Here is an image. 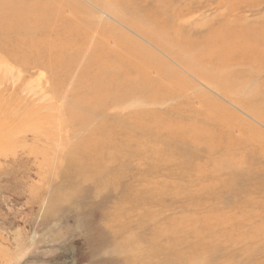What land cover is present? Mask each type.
I'll use <instances>...</instances> for the list:
<instances>
[{
  "label": "bare ground",
  "instance_id": "1",
  "mask_svg": "<svg viewBox=\"0 0 264 264\" xmlns=\"http://www.w3.org/2000/svg\"><path fill=\"white\" fill-rule=\"evenodd\" d=\"M192 1L200 9H217L210 17L213 24L198 29L196 20L188 30L192 20L188 19L186 10L170 14L173 11L171 0H151L145 7H138L131 0H0V118L3 119L0 156L4 158L0 163V177L6 175L12 181L14 173L19 172L16 168L26 171V155L45 158L46 154H55L56 160L52 163H40V177L45 179L44 175L54 173L55 181L63 179L68 190L89 185L94 196H98L105 186L116 183V177L122 179L128 171L138 170L141 178L133 182L139 186L138 191L134 186L139 195L137 200L165 197L158 194L165 186L159 185L152 175L145 179L157 166V163L152 166L151 158L154 151L151 135L156 134L159 142L171 147L172 152H188L196 158L200 156L196 152L198 147H203L209 158L205 167L230 173H222L226 177L223 176V181L217 180L219 184L248 188L250 197L242 203L264 207V131L251 122L264 124V84L258 86L263 91L254 86L250 88L248 84L254 78L263 80L264 0ZM184 6L190 7L188 0H184ZM188 8L185 9L188 11ZM140 13L143 18L139 17ZM195 29L199 30L196 35ZM8 62L16 63L15 66L21 64L26 73L39 68L48 71L47 84L51 81L52 86L47 90L53 93V98L47 96L43 87L40 93L32 92L34 96L28 94L29 83L25 87L22 82L16 85L3 82L1 73ZM188 74L195 79H189ZM61 82L66 89L60 90ZM24 92L26 96L22 97ZM57 98L64 101L57 106L60 109L56 107ZM172 101H176L179 108L172 107ZM227 102L248 117H242L244 121L239 122L241 111L238 115ZM119 103L126 109L119 108ZM196 104L207 105V108L200 105L204 113L201 115L199 109L190 116L189 122L183 121L188 116L180 109L190 111ZM113 106L114 116V112L109 111ZM60 110L62 113L58 112ZM27 115L38 122L35 130L27 124L35 131L31 145L27 144V136L26 139L19 136H25L26 130L20 132L13 128L14 121V127L23 121L26 125ZM157 116L165 117L166 121ZM198 116L208 122H194ZM64 118L71 121L58 122ZM233 127L239 131L244 128V137L234 141ZM215 130L226 136L225 145L214 143L217 139L212 138L211 133ZM146 134L151 138L150 147L142 144L148 138ZM21 140L23 143L27 140L18 147L22 149L21 154L16 152L9 157L12 145L7 144L21 145ZM55 142L60 147H56ZM132 144L136 145L134 151L130 150ZM216 153H225V158ZM16 165L19 167L14 169ZM144 166L148 174L140 171ZM143 180L145 183L140 185ZM167 186L172 191L171 184ZM176 187L179 190L172 191L173 200L180 197L179 193L188 199L187 187L175 185L173 188ZM207 189L215 188L200 187L202 192ZM213 194L218 195V192ZM256 194L261 202L251 198ZM59 197L62 195L56 191L53 202H59ZM205 211L202 225L195 224L197 219L192 227V235L196 237L200 236L199 230H205L206 236L215 237L216 231L221 236L228 225L245 226L247 218H251L250 215L243 219L212 218L208 217L211 211ZM145 218L153 219V215L148 212ZM187 218L190 217L186 212L180 222L168 223L160 232L155 229L152 240L147 243L156 248V233L165 238L168 234L174 235L176 240L169 242V264H204L200 262L198 251L208 246L204 238L189 248L188 256L177 254L179 247L185 244L187 248L191 241L187 242L182 236L188 232ZM243 237L238 240L253 241L264 236ZM129 245L127 242L116 247V252ZM142 253L140 259L131 255V260L150 264V252ZM241 253L239 257L248 255L243 250ZM233 264H243V261Z\"/></svg>",
  "mask_w": 264,
  "mask_h": 264
},
{
  "label": "rangeland",
  "instance_id": "2",
  "mask_svg": "<svg viewBox=\"0 0 264 264\" xmlns=\"http://www.w3.org/2000/svg\"><path fill=\"white\" fill-rule=\"evenodd\" d=\"M131 1L137 3L138 7H145L151 2V0ZM171 1L173 3V11H171L170 14L176 15L179 11L186 10L188 19L192 20V25L188 24V30L195 25L194 22L196 20L199 21L197 26L198 29H204L208 25L213 24L210 22V17L217 12L216 8L203 7L200 9L192 0H188V6L190 5L188 8L184 6V0ZM176 5H178L179 8H177ZM185 8L189 10L187 11ZM166 10L168 13L169 10ZM139 17L143 18L142 13L139 14ZM198 29H195L196 32L194 35L199 32ZM123 30L126 29L123 27ZM15 64L16 63L8 62L7 65L3 67V72L1 73L4 75L3 82L6 81L14 85L21 84L22 82L25 87L29 83V87L27 86L29 95L40 93L43 87L48 93L47 96L53 98V93L51 92L52 94H50L49 90H47L50 85L52 86L51 81L50 84H47L49 76L48 71L46 72L44 69L39 68L32 70L30 73H26L24 67L20 66L21 64L17 63L16 66ZM189 77L190 75L188 74V78ZM261 78L263 79L261 81L260 78H254L253 81L248 82L250 88L264 84V73ZM189 79L193 80L195 78L190 77ZM61 86L60 90H63V87L64 89L67 87L63 82H61ZM259 89L263 91L262 88ZM32 92L34 94H32ZM21 96H26L25 92L22 93ZM57 99H59V101L56 107L64 102L61 98ZM180 100L185 104L183 98H180ZM118 105L119 108L126 109L122 107V103ZM171 105L172 107L179 108L176 101H172ZM200 105L207 108L205 104ZM200 105L196 104V106L190 110L191 112L187 109H180L183 110L184 115L188 116V119L183 121L189 122L192 115L196 113L195 111L201 109ZM227 105L229 106L230 103ZM229 107L238 115L241 111L240 117L238 118L239 122L244 121L242 117H248L247 114L237 106L231 104ZM57 108L60 109L59 107ZM201 110H199V112H202V115L205 110ZM60 111L58 112L62 113V111ZM109 111L110 113L114 112L112 115L114 116L116 109L113 106ZM120 116L124 117L121 112ZM200 116H198L197 120H194V122H208L203 119L200 120ZM31 117V115L26 116V125L25 121H23V123L15 125L14 127L15 121L13 122V128L16 129V131L21 132V129L26 130V132H24L25 134L27 133L25 136L20 133L19 136L24 139H26L27 136V144L30 145L33 138L31 135H33V131L37 129L36 124L38 123L32 121ZM159 118L162 121H166L165 117ZM1 119L2 118H0V123L2 124L3 119ZM60 121L69 122L71 119L64 118L58 120V122ZM251 122L255 123L264 131V124H258L255 121ZM27 124L32 126L34 130L32 131ZM23 126L25 128H23ZM239 133H241V136ZM245 133L246 131L244 128H241V131H239L237 128L233 127L231 137L235 141V139L243 138ZM221 135L222 134L217 130L211 133L212 138L217 139L214 143L218 141L221 142L222 145H225L226 136ZM146 137L148 138H145L142 144L143 146L150 147L152 138L154 141L152 146L154 151L151 152V158L154 160L152 166H155V163H157V166L153 167L152 172L149 173V176L145 179L151 178L152 175L154 179L158 181L159 185L162 187L165 186V190L161 189L158 191V194H163L165 197H156L157 199L144 202L137 200L139 197L137 193L139 186H137V183L133 182L141 178L138 170L128 171L129 173H125L122 179L116 177V183L114 185L105 186L103 192L98 196H94L92 186L89 185L82 186L80 189L71 188L72 190H68L63 179L55 181L56 175L54 173L51 175H44L43 173L45 179L40 177V163L43 161L52 163L56 160L55 154H46L45 158L44 156L35 158L34 156L26 155V171L19 170L20 167L17 165L14 166V169L19 167L15 169L19 172L16 171L14 173L15 179H12V181L8 180L7 176L1 173V175L4 176L3 178L0 177V264H144L142 261H137L136 259H134L136 261L131 260V255L137 258L139 257L140 259L143 255L142 251L144 254L150 252L152 258L150 264H169V251L171 248L169 242L170 239L175 238L174 235L168 234V238H165L163 234L159 236V233H156L158 235L156 248L153 244L149 245L147 243L152 240L155 229L160 232L166 224L177 220L180 222L179 219L181 215L186 214V212L190 217L187 218L188 232L185 231L186 233L182 234V236L187 238V242L191 241L187 243V248L184 244L181 248L179 247L177 249L178 255L188 256L189 248L196 246L200 241L199 239L204 238L203 242L208 240L207 242L209 243L206 249H198L201 263L207 264L210 261L208 264H233L241 260L243 264H264V237L253 241H250V239H243L244 241L238 240L243 236H249V234L264 236V207L257 204L251 206L247 203H242L245 201L244 199L250 197L249 194L251 191L246 187H243V190L239 185L223 186L221 183L219 184L217 180L223 181L226 177L222 175V173H230L205 167L204 165L209 158L204 152L203 147H198V151L196 152L199 153L200 156L195 158L192 153L172 152L171 147L163 146L159 142L156 134L155 137H153V135H151V138L148 135ZM27 140H25L24 143L21 140V145H19L20 143L7 144L10 145L8 147L12 145L11 150L9 152L6 151L9 154L8 156L12 157V154L16 152L17 154H21L22 149L18 147L26 144ZM147 140L149 142H147ZM13 145L16 146L13 147ZM55 145L56 147H60V144L57 142H55ZM135 149L136 145L132 144L130 150L134 151ZM216 154L219 155V157L225 158V153ZM214 157L215 159H219L217 156ZM3 159V156H0V163L4 162ZM146 167L147 166L140 168V171H143L144 174L147 173ZM115 174L116 176L119 175V173ZM110 180H112L111 177ZM142 183H145V181L143 180L140 185H142ZM168 184H171V190L174 192L176 191L175 193L179 190L178 187H176V189L173 188L175 185L187 187L188 199L183 197V193H179L180 197L173 200L172 196L174 193L169 190ZM207 185L215 189H207L205 192L200 191V187ZM59 187L66 188H62L63 190H61L58 189ZM56 191L60 192L62 195V197H59L60 200H57L59 201L57 203L53 202ZM216 192H218V195L213 194ZM208 193H210V195H208ZM251 198L254 201L261 202L258 194L252 195ZM194 203L196 204L194 205ZM205 210L211 211L208 217L212 218L223 219L231 217L232 219H243L249 215L251 218L245 219V226H238L235 223L228 225L227 230L221 236L218 235L216 231L215 237L217 239L214 236H206L205 230H199L200 236H197V238L196 235H192L191 230L197 219L199 220H197L195 224L202 225ZM148 212L153 215V219L145 218ZM171 225H174V223ZM241 227L242 229H240ZM174 240H176V238ZM231 240H235L239 243H233ZM127 242H130L128 247L124 248L121 252H116V247H120ZM213 242L214 244H212ZM165 248H169V250L166 251ZM240 250L250 255L249 258L248 255L239 257L238 255L243 253H241ZM220 252L223 253L220 254ZM234 257H236V262L233 260ZM126 258L129 259V262H126Z\"/></svg>",
  "mask_w": 264,
  "mask_h": 264
}]
</instances>
